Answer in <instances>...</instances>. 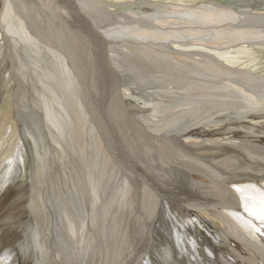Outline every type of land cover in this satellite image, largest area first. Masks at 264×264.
<instances>
[{
	"label": "water",
	"instance_id": "1",
	"mask_svg": "<svg viewBox=\"0 0 264 264\" xmlns=\"http://www.w3.org/2000/svg\"><path fill=\"white\" fill-rule=\"evenodd\" d=\"M27 1L8 0L15 23L7 20L1 32L9 48L0 57V87L11 78L7 85L15 108L6 132L7 121L0 115V264H264V164L258 162L264 160L249 157L245 165L243 157L227 163L190 158L174 151L172 143L178 139L193 149L185 141L194 136L187 135L191 125L175 121L176 126L163 128L169 122L164 117L126 110L116 119L102 107L77 101L71 82L77 63L83 88L108 104L95 88L97 73L110 62L105 59L131 70L155 68L139 62L138 54L118 55L115 40L102 33L93 36L71 24L61 14L70 0H32L31 6ZM214 3L224 10H264V0ZM19 28L29 39L26 44L15 40ZM218 60L214 64L232 62L223 56ZM26 65H35L38 73L29 82ZM152 74L170 77L156 70ZM125 78L119 84L132 86ZM33 79L39 82L40 105ZM219 79L209 81L217 86ZM260 80L241 79L248 99L232 95L237 91L233 82L214 96L232 97L238 104L233 111L243 114L255 107L254 100L264 103ZM198 81L193 80V94L172 95L164 86L156 92L166 90L162 97L170 106H195L200 103L195 93H212L204 90L209 81ZM137 86V93H128L134 102L144 94ZM121 94L113 97L137 107L123 102ZM260 109L264 113V105ZM137 146L141 149L135 152ZM147 155L156 177L145 165Z\"/></svg>",
	"mask_w": 264,
	"mask_h": 264
},
{
	"label": "bare ground",
	"instance_id": "2",
	"mask_svg": "<svg viewBox=\"0 0 264 264\" xmlns=\"http://www.w3.org/2000/svg\"><path fill=\"white\" fill-rule=\"evenodd\" d=\"M218 1L220 0H70L68 6L63 7L61 14L71 24L86 27L93 36L102 33L103 37L110 38L108 40H115L116 47L119 51L121 50L118 55L125 53L123 56H134L138 54L136 56L142 60L137 59L139 62L145 64L144 66L155 68L131 70L128 66L109 65L112 60L105 59L110 62L103 64L106 70H103L101 74L97 73L98 79L95 81V88L98 93L100 92L99 94L108 97L106 98L110 103L108 104L102 101L98 95L93 97L83 88L84 85L77 77L78 74H82L81 67L77 63L72 68L77 81L70 77L72 80L70 81L74 84L72 90L77 95L74 97H78L77 101L80 103L84 101L94 107H102L111 113L112 117H115L116 114L123 115L125 110L128 111L126 113L136 112L135 114L147 112L152 114L151 118L164 117L168 119V124H162L163 128H170L169 124H175L173 123L175 121L191 125L193 129L187 135L194 136L192 139L185 138V141L191 143V146H194L193 149L178 139L174 140L176 143H172L174 151L190 158L213 159V161H217L216 163L222 159L227 163L228 161L233 162L237 157H243L241 161L245 162V165L249 164L246 163V160L248 161L251 157L264 160V142L259 143L258 141V138L264 140V131L262 130L264 128V113L260 112L264 103L261 100L255 101V97L253 98L255 107L251 105L248 111L239 114L233 111L237 109L238 104L234 103L232 97H228V99L214 96L220 91L226 90V87L230 89L233 87L234 90H237L232 94L235 98L248 99V95L241 86L243 83L241 79H262L260 80L262 84H259L258 88L261 90L260 92H264V54L262 55L264 25L252 24L258 22L264 24V10L246 9L249 11H244V7L247 6L237 7L235 10H224L215 7L217 4L214 2ZM31 4L32 0L27 1V5L31 6ZM12 13L8 9V0H0V57L4 50L9 48L8 41L1 35L3 34L1 32L3 24L15 23ZM20 30L21 28L18 31L15 30V40L26 44L29 39L23 33L25 31ZM103 50L105 53L110 51L105 48ZM192 51L199 52L192 53ZM81 56L85 55L81 53ZM219 56L232 61L230 63L239 68H234L228 62H223L224 64L221 63V65L214 64V61H219ZM83 59L87 60L86 57ZM23 62L26 60L24 59ZM68 62L75 63L73 60H68ZM244 67H247L246 71H242ZM182 68H186L187 71ZM218 68L228 73H221ZM25 69L28 70V76L25 79L29 82L32 74L37 73V69L35 65L33 67L26 65ZM155 70L158 73H167L170 77L166 79L159 74H152ZM124 76L133 82L132 86L119 84L123 78L126 79ZM219 78H222L219 81L220 85L216 86L215 83L210 82ZM195 79L199 80L198 82L210 80L209 87L204 90L212 92L207 97L202 93H195L200 100V103H195V106L173 107L168 103L170 101L162 97L166 95L163 93L166 90L167 92L173 91L172 95L193 94L192 84ZM10 80L9 77L7 84ZM173 80L177 84L171 83ZM229 82H233L234 85L231 87ZM33 83L36 88H34L36 103L40 105L43 103V97L39 82L33 79ZM101 83L105 85L110 83L112 87L107 88ZM138 83L141 85V89L143 88L144 94L143 97L141 96L142 98L134 102L133 98H129L131 95L128 93H135L133 88L138 90ZM7 84L0 87V115H2V121H7L5 124L7 126L3 127L4 132L11 125L12 112L15 108V103L12 102L9 92L10 86ZM160 86H164L166 90L156 92L157 89H162L158 88ZM118 90L126 99L122 100L123 102L131 103L137 107L121 105L119 102L121 100L113 97L114 94H120ZM190 91L192 93H187ZM121 95L119 97L123 99ZM254 113L260 115L255 116ZM257 116L261 120H258ZM117 117L116 115L115 118L117 119ZM233 126H239L242 131L234 130ZM256 128H260V132ZM162 130L164 131V129ZM2 134L5 135V133ZM175 146L180 149H175ZM34 147H38V142L34 143ZM134 148H137L135 152L141 149L138 146ZM125 153L127 155V152ZM123 157L125 158V155ZM146 157L145 165L156 177L157 173L152 165L153 159L149 155ZM258 162L264 164L262 161ZM231 202L234 205L239 204L235 199H232Z\"/></svg>",
	"mask_w": 264,
	"mask_h": 264
}]
</instances>
